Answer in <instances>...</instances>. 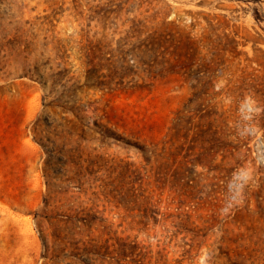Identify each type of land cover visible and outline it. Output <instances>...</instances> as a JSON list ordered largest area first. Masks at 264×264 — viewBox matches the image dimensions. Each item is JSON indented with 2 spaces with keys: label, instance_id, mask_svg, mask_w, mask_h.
I'll return each instance as SVG.
<instances>
[{
  "label": "rangeland",
  "instance_id": "rangeland-1",
  "mask_svg": "<svg viewBox=\"0 0 264 264\" xmlns=\"http://www.w3.org/2000/svg\"><path fill=\"white\" fill-rule=\"evenodd\" d=\"M0 264H264V0H0Z\"/></svg>",
  "mask_w": 264,
  "mask_h": 264
}]
</instances>
